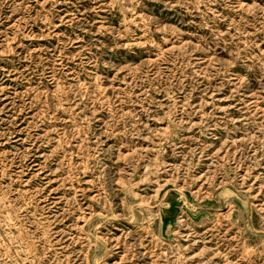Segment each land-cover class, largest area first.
I'll list each match as a JSON object with an SVG mask.
<instances>
[{"label":"rangeland","instance_id":"obj_1","mask_svg":"<svg viewBox=\"0 0 264 264\" xmlns=\"http://www.w3.org/2000/svg\"><path fill=\"white\" fill-rule=\"evenodd\" d=\"M0 264H264V0H0Z\"/></svg>","mask_w":264,"mask_h":264}]
</instances>
